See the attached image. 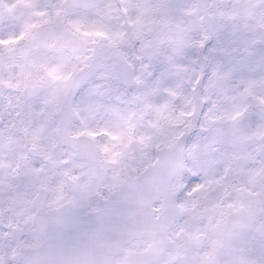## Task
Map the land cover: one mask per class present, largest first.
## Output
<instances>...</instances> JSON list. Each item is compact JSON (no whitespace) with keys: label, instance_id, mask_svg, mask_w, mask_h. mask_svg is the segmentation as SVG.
<instances>
[{"label":"snow or ice","instance_id":"6c2138e0","mask_svg":"<svg viewBox=\"0 0 264 264\" xmlns=\"http://www.w3.org/2000/svg\"><path fill=\"white\" fill-rule=\"evenodd\" d=\"M0 264H264V0H0Z\"/></svg>","mask_w":264,"mask_h":264}]
</instances>
